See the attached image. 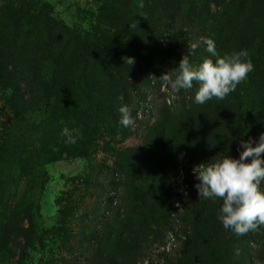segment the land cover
Masks as SVG:
<instances>
[{
  "label": "rangeland",
  "instance_id": "rangeland-1",
  "mask_svg": "<svg viewBox=\"0 0 264 264\" xmlns=\"http://www.w3.org/2000/svg\"><path fill=\"white\" fill-rule=\"evenodd\" d=\"M105 1L113 7L121 2L0 0L2 79L10 80L11 73L28 68L38 77V89L45 91L46 83L50 85L54 102L47 116L42 111L41 116L30 115L34 111L18 116L9 108L11 93L0 91V214L5 217L0 216V237L5 239L0 240V264H178L191 260V253H184L185 233L196 211L189 199L171 197L164 186L160 197L147 198L157 212L149 210L142 217L135 187L142 183L145 193L154 196L144 180L152 184L157 173L168 180L176 170L177 179L182 180L183 172L173 159H168V166L157 165L159 151L175 147L184 158L199 164L230 155L211 153L208 146L201 152L185 148L187 138L181 136L179 125L201 115L194 102L196 82L191 89L173 93L158 79L171 69L153 64L145 70L149 83L145 87L138 75L129 72L123 78L121 65L92 53L89 35L100 24L96 21ZM138 4L136 13L141 14ZM152 11L161 23L175 13L174 27L167 23L165 30L173 34L184 29L187 44L208 36L219 56L247 50L253 65L264 66V0H156ZM123 52L118 53L121 61ZM202 52L205 48L189 53V63L198 66L192 56ZM133 87L139 88V95ZM217 101L227 104L228 98ZM122 105L131 110L134 130L119 123ZM38 116L44 121L35 128ZM65 127L75 138L74 144L61 134ZM128 147L140 160L135 162L142 174L126 169L133 163L125 164L115 189L116 201L108 200L105 195L111 194L112 187L107 182L115 173L119 178L124 157H117ZM61 150L70 153L47 159L48 151L57 155ZM31 165L38 167L29 181L25 168ZM218 202L222 205V200ZM28 214L34 229L25 219ZM262 227L246 235L232 232L226 236L218 264H239L242 256L244 264H264Z\"/></svg>",
  "mask_w": 264,
  "mask_h": 264
},
{
  "label": "trees",
  "instance_id": "trees-1",
  "mask_svg": "<svg viewBox=\"0 0 264 264\" xmlns=\"http://www.w3.org/2000/svg\"><path fill=\"white\" fill-rule=\"evenodd\" d=\"M155 1L143 0L144 6L141 14L136 13V4L138 2L135 3L134 0H121L120 4L115 7L109 1H105L102 14L98 16L96 21L100 24L94 26L92 29V31H95L93 32L94 34L89 35L91 37L90 45H92V53L94 55L101 57L107 63L113 61L116 62L117 66L121 65L120 73H122L123 78H126L127 74L130 75L129 72H132L134 76L138 75L141 85L145 87L149 85L145 76V70L148 66L155 64L156 66H165L174 69L178 67L177 62L181 56L192 53L189 52L188 42L186 43L188 33L184 39V29L173 34H169L165 30L167 23L173 26L175 13L170 15L168 22L164 21L161 23L160 20L155 18L152 11L155 8ZM190 4L192 5V2ZM139 16L143 17L141 18ZM134 23H138L137 27L133 28L129 26ZM142 24L146 27H143ZM150 25H159V27L153 28ZM201 37L209 38L203 35ZM201 37L197 41H200ZM51 45L54 46L52 43ZM199 48L206 49V45L201 41L196 50ZM121 50H124L123 54L125 55L122 61L118 58V53ZM116 51L117 53L115 54ZM220 54L223 55L222 53ZM129 58H132L134 61L132 65L129 63ZM192 58L199 64L206 58L212 59L215 62V58L208 56L206 50L204 53L193 55ZM15 69H18V67H15ZM15 69L13 68L12 71H15ZM0 71H3V68L0 67ZM3 74L5 73H0V91H9L11 93L9 104L11 112L13 111L16 115L22 116L28 111H34L30 115L41 116L42 111L44 116L48 115V109H51L54 104V102L53 104L51 102L53 99L51 98L52 95L48 83H46L45 87L47 90L41 91L38 89V85L36 84L38 77L33 72H29L28 68H23L21 72L11 73L10 80L9 77L2 79ZM24 84H27V89L24 88ZM133 89L134 93L139 95V88L133 87ZM226 97L228 98L227 104L217 101L216 98L207 101L203 105L197 104L195 108H200L199 111L201 114L198 115L199 119L195 120L193 118V120L184 121V123L179 125L183 131L181 136L187 138V144H185L186 150H199L201 152L203 146H208L211 153L212 151H219L223 154L229 152L228 155L232 158H238L239 151L243 150L239 147L241 140H248L250 137L258 139L260 134L264 133V66L254 65V70L248 74L247 79L241 82L236 90ZM43 121L39 117L35 128L43 124ZM30 126L33 127L34 125ZM180 127H177V130ZM19 128L20 122L18 121L16 129L18 130ZM16 137L18 138V136ZM4 151L6 150L4 149ZM65 151L61 150L57 155H52V152L48 151L47 154L49 156H47V159L51 160L55 157L60 159L62 154L70 153ZM192 151L191 153L193 155L194 153ZM133 152L128 147L126 151L118 154L117 158L119 160H121V155L124 157V165L122 166V163L120 164V170L122 172H119V178L118 174L115 173L107 182L112 187L111 194L109 192V194L107 193L105 195L108 200L116 201L115 189L119 183L120 175L123 177V168H126L125 164L133 163V165L126 169L135 171L139 175L142 174L138 170L140 164L135 162L136 160H140L133 155ZM182 153L181 150H175V147L173 149L159 151L158 155L160 157L158 159L160 161L157 163V165L160 164L165 167L173 159L176 163V168L181 169L180 171L183 172L181 181L177 179V170L173 173L172 178H168V180L167 177L161 176L156 172L157 174L152 178V184L146 180L143 181L146 183L145 187H149L154 196L145 193L141 183L139 188L135 187V199L138 200V205L143 209L141 214L144 213V215L142 217L149 210L151 212H157L155 204L148 203V199L160 197V189L164 188V186L169 190L171 197H175L179 201L184 198L189 199V203L195 207L196 211L193 213L194 217L190 223L191 229L185 233L184 253L186 251L190 252L191 260L184 262L183 259L178 264H218L223 258V243L227 241L226 236L230 235L232 231L226 230L218 218L221 207V203L218 202L219 199H199L197 190L194 187V184L198 183V181L192 173V168L199 163H192L190 157L184 158ZM163 155L165 157L162 160L161 157ZM167 155H170V157L167 158ZM187 155L189 154L187 153ZM169 158H171L170 161L168 160ZM262 158H264V154H262ZM205 160V163L214 162L210 158ZM37 167V165H31V167L25 168V171L27 170V173H29V181L30 176L37 174V170H35ZM157 168L155 171H157ZM147 179L150 180L149 175H147ZM165 180L168 182L166 181L163 185L159 183ZM260 187L261 191L264 192V182H262ZM0 216L5 218L2 214ZM14 219L16 220V218ZM25 219L28 220L29 228L34 229V223L31 221L30 214L26 215ZM16 222L20 224V219L18 221L16 220ZM184 222H188V219H184ZM56 231L55 229L52 231V237L56 236ZM260 233L263 236L261 240L264 241V226L260 230ZM15 237H19V231ZM6 238L10 240L9 237ZM25 239L27 240L26 237ZM0 240L5 239L0 237ZM32 240L33 237L31 236ZM41 241L42 238L40 239ZM26 246L31 247L30 243H27ZM243 258L242 256L239 264H244Z\"/></svg>",
  "mask_w": 264,
  "mask_h": 264
},
{
  "label": "clouds",
  "instance_id": "clouds-1",
  "mask_svg": "<svg viewBox=\"0 0 264 264\" xmlns=\"http://www.w3.org/2000/svg\"><path fill=\"white\" fill-rule=\"evenodd\" d=\"M138 6L143 8V0ZM138 23L129 26L135 28ZM201 41L206 45L205 50L216 57L215 62L206 58L194 67L189 63L188 56L184 55L178 67L162 73L158 78L165 86H170L173 93L191 89L193 82H196L199 87L194 102L198 105L213 98L223 100L254 70L247 50L219 56L214 41L207 37L190 43L189 52H194ZM133 62L129 58L131 65ZM118 111L120 125L134 130L135 121L131 110L122 105ZM61 134L67 137V143L76 142L68 128H63ZM239 147L243 150L239 151L238 158L225 156L212 163H200L192 168V173L198 181L194 187L199 199L222 200L218 218L226 230L242 236L264 226V192L260 187L264 182V133L258 139L250 137L241 140Z\"/></svg>",
  "mask_w": 264,
  "mask_h": 264
}]
</instances>
